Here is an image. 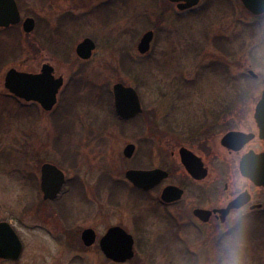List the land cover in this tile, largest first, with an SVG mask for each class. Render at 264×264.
<instances>
[{
  "label": "rangeland",
  "instance_id": "rangeland-1",
  "mask_svg": "<svg viewBox=\"0 0 264 264\" xmlns=\"http://www.w3.org/2000/svg\"><path fill=\"white\" fill-rule=\"evenodd\" d=\"M19 4L22 16L36 21L35 30L26 35L17 25L0 31V219H9L24 241L18 264H113L95 248L71 247L63 231L72 237L70 225L78 231L94 226L103 235L118 223L131 232L136 210L149 218L147 243L141 241L136 248L137 262L196 264L210 245L215 225L205 227L203 238L192 240L180 233L176 245L167 236L158 244L154 204L145 199L133 207L134 194L124 174L160 164L161 154L169 158V146L188 142L180 133L218 110L227 112L232 97L261 95L264 86L249 76L246 64L253 30L264 23V14L251 15L238 0H201L185 12L166 0ZM148 31L153 41L149 52L140 55L137 46ZM85 38L96 47L82 61L75 50ZM43 64L64 79L51 112L13 99L4 88L11 68L36 73ZM116 83L138 92L141 119L126 124L114 119ZM129 144L136 146L131 159L123 155ZM43 163L62 170L72 187L60 199L66 203L64 211H80L71 223L52 213L58 205H48L44 218L37 212L43 206L38 187ZM31 200L40 204L26 209ZM258 220L263 222L252 228L249 264H264V220Z\"/></svg>",
  "mask_w": 264,
  "mask_h": 264
},
{
  "label": "flooded vegetation",
  "instance_id": "flooded-vegetation-1",
  "mask_svg": "<svg viewBox=\"0 0 264 264\" xmlns=\"http://www.w3.org/2000/svg\"><path fill=\"white\" fill-rule=\"evenodd\" d=\"M14 1L19 10L21 20L31 18L23 17L19 0ZM39 72L40 70L34 74ZM53 74L56 77L54 68ZM261 99V95L259 97L244 95L232 97L230 99L231 101L228 102L227 112L218 110L215 112V116L202 120L201 122L199 121L195 127L188 129L184 133H180L185 136L183 138L184 141L188 137V142L181 145L177 141L176 143L178 145L173 143L172 146H169V158L165 155L161 157V154L158 156L160 160V164L158 165L149 168L129 169L137 171L161 170L166 172V176L160 179L149 190L134 186L125 177L134 194L131 198L133 207H139L145 199H150L154 204L151 211L157 220L155 226L157 229L159 228L155 237L158 244H160L162 236H167L171 243L175 244L180 233H183V237H190L192 240L203 238L205 233H207L206 226L216 225V220L219 215L227 214L241 203L247 206L250 217L249 238L253 232L252 228L255 222H263L257 221V219L261 218L264 220V188L256 186L249 177L244 176L241 172L242 163L246 162L248 166L254 167L256 165V155L264 152V138L260 136V125L264 127V120L259 122L256 119L257 108ZM31 103L37 104L34 102ZM141 109L142 112L139 115L127 121H133L136 118L137 120L141 119L144 116L142 104ZM230 133L235 134L234 139L230 144L225 145L223 139ZM141 159L139 157V160ZM44 164L50 163H43L40 167L38 187L42 196L43 206L37 207V212L44 218V215L48 212V205H58L55 208L56 211L52 213L55 216H61L63 220H68L71 223L80 216V211L76 210L75 207L64 211L63 206L66 203L61 204L60 199L65 194L69 195L72 187L68 183L64 172L57 167L64 175V184L54 199L45 200L41 190V168ZM28 180L32 181L30 177ZM237 180L247 186L246 191L242 193L237 192L235 188ZM169 187L176 188L178 192L180 191V194L178 192L174 193V195L178 194L179 198L171 202L162 199L163 192ZM114 188L112 191L114 190L115 195L118 191L117 185ZM257 190L258 192H256ZM35 194L37 198V193L35 192ZM38 202L31 200L29 208L27 207L26 209H31L35 203L40 204ZM159 209L167 213H159ZM201 212H205L206 214L203 215ZM256 216L259 217L257 218ZM105 220L108 221L109 218ZM148 220L149 218L141 210H136L135 215L132 217L134 230L131 232L125 226L119 225L118 223L109 225L103 235L99 234L94 226H87L78 231L74 229L72 224L70 225V229L74 231L72 237L65 230L62 235L68 239L72 245L71 247L77 248L79 246L84 249L95 248L107 261L113 264H128L131 261L134 264H146L141 261L137 262L135 258L136 248L139 247V243L141 241L147 243V231L149 230ZM0 224H5L0 229V254L15 255L17 253L16 246L10 240L8 231H12L15 234L20 244L18 258L13 259L0 256V264H18L24 256V241L16 226L9 219H0ZM113 229L124 232L126 236L130 237L132 242V257L124 262H115L108 259L101 249L102 239ZM86 231H91L92 233L84 236ZM89 241H92L91 244H88ZM38 244L41 245L40 242ZM39 249H43V247L40 246Z\"/></svg>",
  "mask_w": 264,
  "mask_h": 264
},
{
  "label": "water",
  "instance_id": "water-1",
  "mask_svg": "<svg viewBox=\"0 0 264 264\" xmlns=\"http://www.w3.org/2000/svg\"><path fill=\"white\" fill-rule=\"evenodd\" d=\"M175 4L180 11H187L195 8L200 0H167ZM242 6L253 16L264 14V0H239ZM21 22L19 10L14 0H0V28H8L17 25ZM35 21L32 18H27L22 22V29L25 34H30L34 31ZM153 40V32H146L140 39L137 51L140 55H145L150 50V45ZM95 43L90 38H85L76 47V55L81 60H89L95 50ZM249 74V73H248ZM250 76L257 78L254 72ZM63 86V78H55L53 76V68L50 65L44 64L40 73L31 74L20 72L16 69H10L4 78V88L13 96L22 99L26 102H36L44 111H51L57 102V94ZM114 98V109L117 116L122 120H128L139 115L142 112L139 96L136 90L132 87L124 86L122 83H116L112 88ZM261 101L257 108V121L264 120V89L261 94ZM260 124V123H259ZM234 133L227 134L223 143L230 144L234 139ZM260 136L264 138V127L260 125ZM135 150L133 144L127 145L123 150L125 158H131ZM191 155V154H190ZM194 158V157H193ZM256 165L248 166L242 163L241 172L244 176L249 177L256 186L264 188V152L256 155ZM166 176V172L161 170L152 171H137L129 170L126 172V179L136 187L144 190L151 189L157 182ZM64 184L63 173L54 165L44 164L41 168V190L44 194V199H54ZM178 190L173 187L167 188L162 195V199L171 202L179 198ZM180 194V191L178 192ZM175 196V197H174ZM175 198V199H174ZM206 214L205 212H201ZM5 224H0V229ZM92 233L86 231L84 236ZM9 238L16 246V254H0L5 258H18L20 244L17 237L11 231H8ZM124 235V236H123ZM89 241L88 244H91ZM101 249L104 255L115 262H124L132 257V242L129 236L118 229H113L101 241Z\"/></svg>",
  "mask_w": 264,
  "mask_h": 264
},
{
  "label": "clouds",
  "instance_id": "clouds-1",
  "mask_svg": "<svg viewBox=\"0 0 264 264\" xmlns=\"http://www.w3.org/2000/svg\"><path fill=\"white\" fill-rule=\"evenodd\" d=\"M254 35L248 44V63L246 71L257 74L255 83L264 86V23L253 30ZM251 92H249V96ZM237 192H244L247 186L238 180ZM249 227L250 217L243 203L227 214L218 216L215 234L210 245L202 252L196 264H249Z\"/></svg>",
  "mask_w": 264,
  "mask_h": 264
},
{
  "label": "trees",
  "instance_id": "trees-1",
  "mask_svg": "<svg viewBox=\"0 0 264 264\" xmlns=\"http://www.w3.org/2000/svg\"><path fill=\"white\" fill-rule=\"evenodd\" d=\"M114 119L117 120V121H119L118 118H117L116 116H115ZM119 122L126 124L128 121H119ZM129 122H130V121H129Z\"/></svg>",
  "mask_w": 264,
  "mask_h": 264
}]
</instances>
